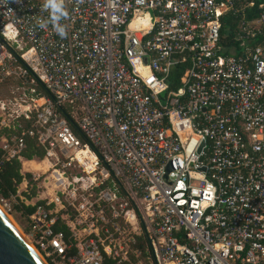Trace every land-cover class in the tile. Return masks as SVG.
Returning a JSON list of instances; mask_svg holds the SVG:
<instances>
[{
	"label": "built area",
	"instance_id": "1",
	"mask_svg": "<svg viewBox=\"0 0 264 264\" xmlns=\"http://www.w3.org/2000/svg\"><path fill=\"white\" fill-rule=\"evenodd\" d=\"M243 1L66 0L61 38L43 0H0V88L26 90L0 101V151L37 163L26 239L45 264H264V9L222 44Z\"/></svg>",
	"mask_w": 264,
	"mask_h": 264
},
{
	"label": "trees",
	"instance_id": "2",
	"mask_svg": "<svg viewBox=\"0 0 264 264\" xmlns=\"http://www.w3.org/2000/svg\"><path fill=\"white\" fill-rule=\"evenodd\" d=\"M240 7V11L228 12V14L223 17L224 24L222 27V44L228 48L232 46L240 48L241 41L239 42V40H236L240 22L244 20H251L259 16L260 12L264 9V0H244ZM261 37L262 35H259L257 39L254 40V43H259L261 41ZM188 66V62L181 61L172 68L169 76L171 89L178 90L181 87V77L185 73ZM14 81H17L18 84L20 83L18 80ZM38 89L46 95L51 96V93L47 89H44L41 84H38ZM62 110L69 117V119H71V114L69 112L70 108L62 106ZM72 125L75 133L85 140V136L78 126L75 123H72ZM31 127V120L21 118L17 124V131H15V133L19 135L23 130H28ZM25 143L26 146L21 153L26 160H32L34 158L43 159L45 157L46 151L38 144L35 137L26 136ZM4 155L5 153L0 151V162H2L0 164V199H10L18 193L20 184L26 178H32V174L29 172H23V163L20 159H6ZM35 194L36 192H34L33 195ZM29 197H32V195L30 194ZM16 208L17 210L22 211V213L29 220V215L34 211L35 206L27 205L25 202L21 201L18 205H16Z\"/></svg>",
	"mask_w": 264,
	"mask_h": 264
},
{
	"label": "rangeland",
	"instance_id": "3",
	"mask_svg": "<svg viewBox=\"0 0 264 264\" xmlns=\"http://www.w3.org/2000/svg\"><path fill=\"white\" fill-rule=\"evenodd\" d=\"M17 81H12L5 86L0 88V101L4 99H12L14 96L22 95L26 90L19 89ZM16 92V94L13 93ZM40 159V158H39ZM36 164H34L35 166ZM29 166L31 163L25 162L23 163V172L30 173ZM30 180V178H27ZM42 182H40L41 184ZM28 190V191H27ZM46 188L39 187L38 184L32 185L31 183L26 185L25 180L20 184L18 193L12 196L10 199L1 200L0 199V210H2L3 214L8 218L11 224L16 228V230L23 237H28L30 234V224L28 218L22 213V211L17 210L16 205H18L21 201L28 202L35 200L38 197L39 193L45 191ZM34 192H36L35 195ZM30 194L32 197H29ZM29 227V229H28Z\"/></svg>",
	"mask_w": 264,
	"mask_h": 264
},
{
	"label": "water",
	"instance_id": "4",
	"mask_svg": "<svg viewBox=\"0 0 264 264\" xmlns=\"http://www.w3.org/2000/svg\"><path fill=\"white\" fill-rule=\"evenodd\" d=\"M171 166L167 167V174ZM0 264H45L0 210Z\"/></svg>",
	"mask_w": 264,
	"mask_h": 264
},
{
	"label": "clouds",
	"instance_id": "5",
	"mask_svg": "<svg viewBox=\"0 0 264 264\" xmlns=\"http://www.w3.org/2000/svg\"><path fill=\"white\" fill-rule=\"evenodd\" d=\"M41 11L47 12L48 15L39 18L37 26L41 29H48L51 26L52 31L61 38H65L68 25L64 21L68 20L70 16L66 0H43Z\"/></svg>",
	"mask_w": 264,
	"mask_h": 264
},
{
	"label": "bare ground",
	"instance_id": "6",
	"mask_svg": "<svg viewBox=\"0 0 264 264\" xmlns=\"http://www.w3.org/2000/svg\"><path fill=\"white\" fill-rule=\"evenodd\" d=\"M30 163H31V162H30ZM34 164H37V163H34V162H33V163H31V166H34Z\"/></svg>",
	"mask_w": 264,
	"mask_h": 264
},
{
	"label": "crops",
	"instance_id": "7",
	"mask_svg": "<svg viewBox=\"0 0 264 264\" xmlns=\"http://www.w3.org/2000/svg\"><path fill=\"white\" fill-rule=\"evenodd\" d=\"M25 162H28L29 163V161H25Z\"/></svg>",
	"mask_w": 264,
	"mask_h": 264
}]
</instances>
